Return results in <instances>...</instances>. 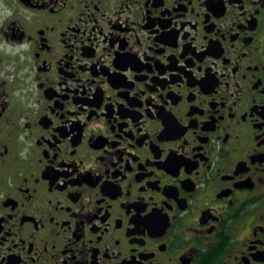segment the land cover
<instances>
[{"label":"flooded vegetation","instance_id":"flooded-vegetation-1","mask_svg":"<svg viewBox=\"0 0 264 264\" xmlns=\"http://www.w3.org/2000/svg\"><path fill=\"white\" fill-rule=\"evenodd\" d=\"M0 264H264V0H0Z\"/></svg>","mask_w":264,"mask_h":264},{"label":"rangeland","instance_id":"rangeland-1","mask_svg":"<svg viewBox=\"0 0 264 264\" xmlns=\"http://www.w3.org/2000/svg\"><path fill=\"white\" fill-rule=\"evenodd\" d=\"M30 18H31V14L30 13L28 14V17L24 16V19L27 20V22H29ZM14 84H17V82H15Z\"/></svg>","mask_w":264,"mask_h":264}]
</instances>
